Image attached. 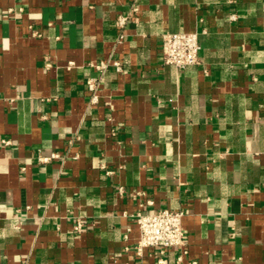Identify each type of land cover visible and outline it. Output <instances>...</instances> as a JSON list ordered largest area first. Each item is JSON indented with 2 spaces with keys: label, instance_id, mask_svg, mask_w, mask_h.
Returning a JSON list of instances; mask_svg holds the SVG:
<instances>
[{
  "label": "crops",
  "instance_id": "0c3cea01",
  "mask_svg": "<svg viewBox=\"0 0 264 264\" xmlns=\"http://www.w3.org/2000/svg\"><path fill=\"white\" fill-rule=\"evenodd\" d=\"M179 32L199 66L164 64ZM161 209L186 245L138 257ZM160 259L264 264V0H0V264Z\"/></svg>",
  "mask_w": 264,
  "mask_h": 264
},
{
  "label": "built area",
  "instance_id": "2783aa9c",
  "mask_svg": "<svg viewBox=\"0 0 264 264\" xmlns=\"http://www.w3.org/2000/svg\"><path fill=\"white\" fill-rule=\"evenodd\" d=\"M137 12L138 7L135 6L129 14L120 16L118 19L119 27L124 28ZM234 18L233 16L232 19ZM200 52L201 33H165L162 36V59L165 65L174 66L181 70L199 66L201 64ZM110 66H114L118 71H122V66L119 61H101L95 65L101 76L87 81L88 90L92 94L93 104L98 102L97 92L102 78ZM112 135L115 137L117 131L113 130ZM45 160L47 159H42V161ZM119 192L123 193L124 189L120 188ZM185 216L184 211H172L168 209H161L149 213H137L134 219L138 226L139 236L133 247L135 254L138 257H142L147 248H159L161 249V253H164L168 249L184 247L186 245ZM82 226L83 224L79 222L75 226V231L80 232ZM126 251H129V248H126ZM158 264H166V261L160 259ZM192 264L197 263L193 262Z\"/></svg>",
  "mask_w": 264,
  "mask_h": 264
}]
</instances>
